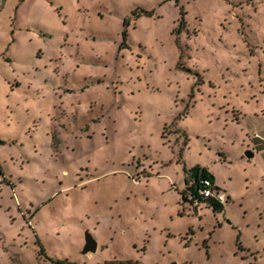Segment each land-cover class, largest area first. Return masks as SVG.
<instances>
[{
	"label": "rangeland",
	"instance_id": "1",
	"mask_svg": "<svg viewBox=\"0 0 264 264\" xmlns=\"http://www.w3.org/2000/svg\"><path fill=\"white\" fill-rule=\"evenodd\" d=\"M58 261L264 264V0H0V264Z\"/></svg>",
	"mask_w": 264,
	"mask_h": 264
},
{
	"label": "trees",
	"instance_id": "2",
	"mask_svg": "<svg viewBox=\"0 0 264 264\" xmlns=\"http://www.w3.org/2000/svg\"><path fill=\"white\" fill-rule=\"evenodd\" d=\"M144 13L147 15V16H152V13H149V12H145ZM128 26V21L125 20L124 21V28L125 30L123 31V38H127V30H126V27ZM191 178H192V181H193V184L188 188V190L190 191L191 195H192V199H188L184 194V200L185 201H190L191 203H208L211 205V207L213 208L214 212H221L223 211L224 207L222 206V204H218V203H214L212 201H205V200H202L198 193H197V185L199 184V180L201 178H209L212 183L216 186V181H215V178L212 174H210L208 172L207 169H204V168H201V167H196L194 169L191 170ZM217 188V187H216ZM218 189V188H217ZM41 252L44 253V248L43 246H41ZM56 264H70L68 261H58Z\"/></svg>",
	"mask_w": 264,
	"mask_h": 264
},
{
	"label": "built area",
	"instance_id": "3",
	"mask_svg": "<svg viewBox=\"0 0 264 264\" xmlns=\"http://www.w3.org/2000/svg\"><path fill=\"white\" fill-rule=\"evenodd\" d=\"M197 193L202 200L212 201L218 204H224L226 197L209 178H201L197 185Z\"/></svg>",
	"mask_w": 264,
	"mask_h": 264
},
{
	"label": "water",
	"instance_id": "4",
	"mask_svg": "<svg viewBox=\"0 0 264 264\" xmlns=\"http://www.w3.org/2000/svg\"><path fill=\"white\" fill-rule=\"evenodd\" d=\"M247 157L249 159L253 158L256 155V151H248L247 152ZM98 248V243L93 237V235L90 232L85 233V245L84 249L82 251L83 254H88V253H95Z\"/></svg>",
	"mask_w": 264,
	"mask_h": 264
},
{
	"label": "flooded vegetation",
	"instance_id": "5",
	"mask_svg": "<svg viewBox=\"0 0 264 264\" xmlns=\"http://www.w3.org/2000/svg\"><path fill=\"white\" fill-rule=\"evenodd\" d=\"M190 199H192V195H190Z\"/></svg>",
	"mask_w": 264,
	"mask_h": 264
},
{
	"label": "crops",
	"instance_id": "6",
	"mask_svg": "<svg viewBox=\"0 0 264 264\" xmlns=\"http://www.w3.org/2000/svg\"><path fill=\"white\" fill-rule=\"evenodd\" d=\"M260 150H258V152H259ZM257 151H256V153H258Z\"/></svg>",
	"mask_w": 264,
	"mask_h": 264
}]
</instances>
